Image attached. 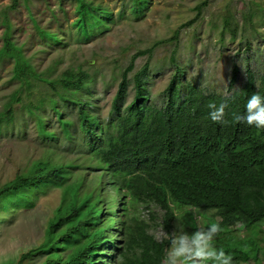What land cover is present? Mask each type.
Wrapping results in <instances>:
<instances>
[{
  "label": "trees",
  "instance_id": "1",
  "mask_svg": "<svg viewBox=\"0 0 264 264\" xmlns=\"http://www.w3.org/2000/svg\"><path fill=\"white\" fill-rule=\"evenodd\" d=\"M130 3L131 11L138 12L147 0ZM74 11L70 28H75L78 41L101 32L111 21V11L91 0H76ZM1 14L6 29L0 61L13 60L12 77L18 87L0 110V132L2 126L10 130L13 102H20L23 93L33 95L34 100L22 107L48 148L0 186V211L32 206L37 192L62 188L45 239L23 254L19 263L40 251L45 253L40 264H161L168 241L154 239L148 232L149 221L169 234L176 212L181 211L196 230L191 209H198L205 227L212 223L221 227L213 241L217 250L230 254L234 264L247 258L253 259L249 264H259L262 249L255 228L264 220V129L215 124L207 118V105L227 100L225 119L231 121L234 113H244L253 93L264 97V76L247 68L244 83L234 88L238 69L233 65L229 92H207L184 79L183 68L172 53L173 71L157 103L149 100L148 62L129 77L136 57L152 51L147 48L134 53L122 69L110 108L102 115L91 99L95 73L70 65L50 76L56 67L39 69L31 62L23 52L24 44L10 40L6 14ZM229 19L225 18V26ZM33 22L43 44H64L63 35ZM41 50L35 49L34 55ZM33 81L45 82L51 93L38 89L35 94ZM131 81L133 95L126 102ZM48 108L57 124L53 129L45 122ZM59 138L64 140L61 149H57ZM141 204H155L160 215L151 212L146 221L139 214ZM242 230L249 231L247 238L236 235Z\"/></svg>",
  "mask_w": 264,
  "mask_h": 264
},
{
  "label": "rangeland",
  "instance_id": "2",
  "mask_svg": "<svg viewBox=\"0 0 264 264\" xmlns=\"http://www.w3.org/2000/svg\"><path fill=\"white\" fill-rule=\"evenodd\" d=\"M91 1L106 6L111 11V21L101 32L78 41L75 28H70V22L76 16V0H16L13 7V0H0V47L6 29L1 22L4 18L1 12H4L10 40L15 44L23 43V52L30 55L31 62L39 69L56 67L50 74L54 77L70 65H82L95 73L91 99L102 115L110 108L122 69L134 53L147 48H152V51L136 57L129 77L131 79L134 72L148 62L149 100L157 103L173 71L169 61L172 53L183 68L184 79L207 92H229L233 65L238 69L234 88L244 83L247 68H251L258 77L264 76V0H147V4L138 12L131 11L130 0ZM226 17H230L228 26L224 23ZM191 19L193 22L186 24ZM33 20L63 35L64 44H43L35 34ZM35 49L42 50L34 55ZM58 59L61 61L56 63ZM88 60H92L90 65ZM12 65V59L0 61V110H4L3 104L18 87V81L12 77ZM33 82L35 94L38 89L39 92L51 93L45 82ZM132 95L131 81L125 101L129 102ZM30 99L34 100L33 95L23 93L20 102H13L15 115L8 124L10 130L4 126L1 128L0 186L47 151L48 147L39 137L34 120L22 107ZM44 117L51 129L57 127L55 116L49 108ZM63 144L64 140L59 138L57 149H61ZM61 195V187H50L44 192H37L32 206L21 205L0 211V264L41 263L45 253L40 251L23 258L20 263L19 259L45 239L46 227L60 203ZM138 209L141 218L146 221H149L151 212L160 215L155 204L148 207L141 204ZM193 219L197 228L203 225L201 214L193 215ZM149 222L150 234L166 232L161 225ZM177 224H181L189 234L195 231L186 212H176L169 234L173 233ZM255 230L262 249L257 260L259 264H264V220L258 223ZM249 234L248 230L236 231L239 237L247 238ZM252 262V258H247L242 259L240 264Z\"/></svg>",
  "mask_w": 264,
  "mask_h": 264
},
{
  "label": "clouds",
  "instance_id": "3",
  "mask_svg": "<svg viewBox=\"0 0 264 264\" xmlns=\"http://www.w3.org/2000/svg\"><path fill=\"white\" fill-rule=\"evenodd\" d=\"M227 106V100L219 105L214 102L208 103L207 118L219 125L231 122L264 129V97L258 93L248 97L244 113H234L231 121L225 119ZM197 213L198 209H192L194 216H197ZM220 232L221 227L218 223H212L206 227L201 225L191 234L187 233L181 224L176 225L172 234L156 232L154 239L157 242L168 241L161 264H234L230 254L222 249L217 250L213 245L214 239Z\"/></svg>",
  "mask_w": 264,
  "mask_h": 264
}]
</instances>
